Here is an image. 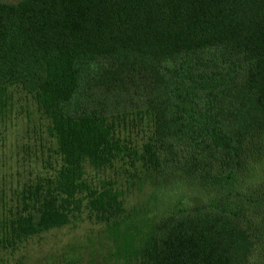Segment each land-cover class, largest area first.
<instances>
[{
    "label": "trees",
    "instance_id": "obj_1",
    "mask_svg": "<svg viewBox=\"0 0 264 264\" xmlns=\"http://www.w3.org/2000/svg\"><path fill=\"white\" fill-rule=\"evenodd\" d=\"M16 118L52 163L0 167V252L86 212L106 263L264 264V0H0V138ZM172 183L195 197L127 210Z\"/></svg>",
    "mask_w": 264,
    "mask_h": 264
},
{
    "label": "rangeland",
    "instance_id": "obj_2",
    "mask_svg": "<svg viewBox=\"0 0 264 264\" xmlns=\"http://www.w3.org/2000/svg\"><path fill=\"white\" fill-rule=\"evenodd\" d=\"M4 1L15 2L16 0ZM39 130L43 131L36 128L34 132L33 127H27L25 121L19 118L10 121L6 128H3V136L0 138V161H2L0 167L3 173L12 174L15 177L18 174L22 179L28 172L34 176L37 169H41L43 162L52 163V159H48L49 150L52 149L40 138ZM36 156L43 164L39 163V159H35ZM37 161L41 165L35 168L33 165ZM98 177L104 178L101 175ZM162 189L156 191V188L148 185L141 191H126L127 210L130 212L139 210L154 192L157 193V201L164 203L171 199H179L183 202L193 199L196 192L185 184L172 183ZM145 209L147 212L151 211V202ZM152 211L158 212L156 208ZM103 229V224L96 223L86 212H83L70 224L29 239L14 253L0 252V264H68L69 262L112 264L105 262L108 258L109 242L102 234Z\"/></svg>",
    "mask_w": 264,
    "mask_h": 264
}]
</instances>
